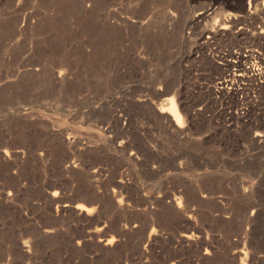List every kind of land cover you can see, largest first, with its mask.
Here are the masks:
<instances>
[{
	"label": "rangeland",
	"instance_id": "1",
	"mask_svg": "<svg viewBox=\"0 0 264 264\" xmlns=\"http://www.w3.org/2000/svg\"><path fill=\"white\" fill-rule=\"evenodd\" d=\"M0 264H264V0H0Z\"/></svg>",
	"mask_w": 264,
	"mask_h": 264
},
{
	"label": "bare ground",
	"instance_id": "2",
	"mask_svg": "<svg viewBox=\"0 0 264 264\" xmlns=\"http://www.w3.org/2000/svg\"><path fill=\"white\" fill-rule=\"evenodd\" d=\"M259 59V58H258ZM233 64V63H232ZM234 65V64H233ZM232 66V65H231ZM237 66V65H236ZM237 70V69H236ZM255 70V69H254ZM233 74L235 75H241L239 72L238 74H236L234 71H233ZM228 76H230V74H228ZM232 81H230V78H225L223 77V79H220L219 81H217V84H218V90L220 91H223L224 87L228 84H231ZM165 90V89H163ZM163 107V106H162ZM159 112L161 113H164L166 116L163 117L164 119H167L169 117V119H171L170 121L172 122V120L175 122V124L178 125V114H177V111H176V107H175V103H174V100L172 99V97H168L167 98V107L166 108H161L159 109ZM163 116V115H162ZM168 116V117H167ZM167 121V120H166ZM174 124V123H173ZM82 208V207H81Z\"/></svg>",
	"mask_w": 264,
	"mask_h": 264
}]
</instances>
